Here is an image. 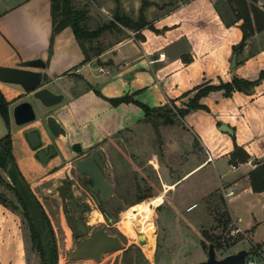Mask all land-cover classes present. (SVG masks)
I'll return each instance as SVG.
<instances>
[{"label": "crops", "instance_id": "0c3cea01", "mask_svg": "<svg viewBox=\"0 0 264 264\" xmlns=\"http://www.w3.org/2000/svg\"><path fill=\"white\" fill-rule=\"evenodd\" d=\"M90 1L74 0L77 5H87L86 22L90 29L111 20L117 6L121 13L137 20L142 3L147 4L143 11L147 25L138 31L121 27V31L103 32L98 38L101 52H91V60L85 62L70 27L52 36L50 0H0V65L14 67L20 61L39 58L45 63L46 86L64 94L59 104L43 112L53 115L65 132L63 137L55 138L41 119L23 125L13 123V107L28 98L19 86L0 82V91L9 102L15 164L45 212L41 198L55 196L63 179L60 185L57 180L61 173L68 175L71 161L96 148L110 154L113 146L123 145L121 140L126 133L175 124L147 116L134 102L114 106L96 91L106 98L131 95L149 108H185L197 86L229 82L233 76L254 80L264 68V30L248 39L249 49L246 43L242 51L235 53V66H231L233 46L242 37V20L235 19L226 0H97L99 5H91ZM258 7L264 11L262 4ZM227 20L233 23L226 25ZM97 66L109 72H99ZM200 103L206 108L186 113L188 123L184 125L201 155L196 159V152L188 159L186 148L180 150L177 143L175 150L182 152L173 154L176 161H158L154 155L148 158L157 189L132 204L161 196L162 202L156 206L159 207L171 193V207L177 209L183 204L181 210L189 212L198 206L196 201L184 203L174 193L203 167L211 164L216 172L223 170L224 165L225 171L242 167L237 177L220 184L221 188L236 189L241 176L248 180L251 169L264 162V78L249 92L233 91L224 96L222 90H215L202 97ZM33 130L41 139L38 149L47 150L52 145L56 151L46 164L37 159L38 149L31 148L26 139V133ZM6 132L3 121L0 137ZM235 145L249 157L232 168L230 154ZM79 177L88 179L86 175ZM18 221L16 212L0 203V264H21L23 240Z\"/></svg>", "mask_w": 264, "mask_h": 264}, {"label": "rangeland", "instance_id": "374dc122", "mask_svg": "<svg viewBox=\"0 0 264 264\" xmlns=\"http://www.w3.org/2000/svg\"><path fill=\"white\" fill-rule=\"evenodd\" d=\"M246 2L249 4L252 1L246 0ZM89 3L99 5L97 0H91ZM254 4L256 6L262 4L264 8V0H254ZM249 44L247 43V49ZM172 123L175 124L164 128L157 125L154 130L148 127L147 130L140 129L126 133L121 140L123 144L121 147L113 146L110 154L101 151L113 191L104 203L100 201L98 193L92 191L91 178L79 177L74 162L71 161L68 175L61 173L62 177L57 180V184L60 185L61 178L69 179L72 184L66 199L67 213L76 231L75 235L65 221L58 192L56 191L55 196L48 200L41 198L53 232L56 264H198L207 257V247L210 242L206 233L219 237L214 240L217 258L245 249L249 252L247 259H251L252 264H264V190L254 192L249 184V178L247 180L241 176L236 183L235 194L225 198L220 185L231 177H237L242 172V167L237 170L228 168V171H225L227 166L224 165L223 170L218 169L219 172H216L214 166L210 164L181 183L174 194L177 198L183 199L184 203L196 201L198 206L192 211L181 210L183 204H180L181 208L174 209L169 204V197L172 194L166 195L164 203L154 207L152 211V241L139 242L137 238L128 237L119 229L123 212L132 205V201L145 197L157 189L151 166L147 163L148 158L154 155L158 157V161L169 159L173 162L178 159L173 154L182 152L178 151L179 149L186 148L188 159L189 157L192 159L193 153L197 152V145L184 125L188 123L185 114L182 118L172 116ZM0 126H3L1 117ZM177 143L179 149L176 151L174 146ZM200 155L197 152L196 159ZM190 161L187 165L191 163ZM133 166L134 169L137 167L139 169L132 170ZM0 172L9 181L1 168ZM217 173L222 176L219 177ZM0 191L16 202L12 192L3 188H0ZM104 210L108 212L111 222L101 212ZM94 212L99 213L100 216H95ZM16 214L23 240L20 263L43 264L41 256L32 245L28 225L22 212L18 209ZM227 218L229 221L226 222ZM101 228L106 229L109 234L118 235L123 249L105 253L100 262L69 260V253L74 248L75 242ZM232 229H238L233 236L230 235ZM4 255L5 251L2 252L1 257Z\"/></svg>", "mask_w": 264, "mask_h": 264}, {"label": "water", "instance_id": "95a60500", "mask_svg": "<svg viewBox=\"0 0 264 264\" xmlns=\"http://www.w3.org/2000/svg\"><path fill=\"white\" fill-rule=\"evenodd\" d=\"M235 59L236 54L234 53L231 59V66H235ZM44 68L45 63L39 58L20 61L14 67L0 65V82L19 86L22 93L28 98V100L16 104L12 109V118L15 125H23L38 118L43 120V123L53 137L60 138L65 134L60 123L53 115H43V112L59 104L64 99V94L54 92L46 86L47 81L43 74ZM223 128L229 132L231 131L227 126H223ZM26 139L33 149H38L41 145V139L37 130L27 132ZM55 153L54 147L50 145L47 147V150L38 149L36 157L42 164H46ZM74 166L79 174L91 178L93 183L92 191L98 193L101 202H106L108 197L112 195V188L108 172L105 170L101 149L96 148L86 156L75 160ZM0 167L20 196L28 213L33 229L40 241L44 264H56L54 238L38 200L21 176L15 162L3 153H0ZM68 189L69 179L65 178L62 180V185L58 186L56 191L61 199L65 221L75 235L76 231L67 213L68 203L66 194ZM107 220L109 222L112 221L110 217H107ZM137 239L139 242H142L144 236L138 234ZM121 248L122 242L120 237L109 234L106 229L101 228L75 242L74 248L70 251L68 258L71 261L93 260L100 262L104 253ZM248 255L249 252L247 250L240 249L235 253L217 258L213 244L209 243L206 259L198 262V264H244Z\"/></svg>", "mask_w": 264, "mask_h": 264}, {"label": "trees", "instance_id": "16d2710c", "mask_svg": "<svg viewBox=\"0 0 264 264\" xmlns=\"http://www.w3.org/2000/svg\"><path fill=\"white\" fill-rule=\"evenodd\" d=\"M247 4L246 0H226L234 13L235 19H241L240 29L242 31L241 40L233 46V53L242 51L247 43L248 38L255 32L264 30V13L254 4V0H250ZM146 3H142L139 9L137 20L131 19L129 16L121 13L117 6L112 15V19L97 25L95 28L90 29L87 20V5H77L74 0H50V16H51V34L52 36L60 32L66 27H70L74 33L83 54V61H90L92 55H98L102 47L98 44L99 36L105 31H121V27L138 31L142 27L147 25L144 19L143 11L146 7ZM218 7L219 2H215ZM233 23V20L225 21L226 25ZM91 52L93 53L91 55ZM264 78V71H260L258 77L254 80H247L238 76H233L229 82H219L216 85L209 83L202 84L194 88V94L188 99L185 108H176L174 106L164 105L157 108H149L132 98L131 95H122L115 98H106L96 91V94L109 101L112 105L116 106L120 103L134 102L139 105L147 116H154L163 118L164 122L172 123V116L182 117L184 114L195 109H205L206 106L200 103V99L206 96L209 92L215 90H222L224 96H230L233 91L249 92L252 87L259 84ZM9 102L4 98L0 91V117L3 119L7 132L4 136L0 137V153H3L10 157L13 161V155L11 152V138L9 133ZM248 154L240 149L238 146H234V151L230 154V163L235 165L237 162H245L248 159ZM15 162V161H14ZM1 168V167H0ZM2 169V168H1ZM3 171V170H2ZM4 172V171H3ZM21 174V173H20ZM22 176V175H21ZM248 178L250 186L254 192H260L264 190V162L258 163L249 173ZM0 188L10 191L15 196V201L6 197V195L0 191V203L10 210L16 212L18 209L22 212L30 233L31 242L33 247L38 251L41 256V260L44 264L43 251L40 245V241L33 229L28 213L23 205V202L16 192L13 185L6 179V177L0 172ZM41 206V205H40ZM42 208V207H41ZM43 210V209H42ZM44 212V210H43ZM45 214V212H44ZM50 231L53 236L50 222L45 214ZM229 221L228 218L226 222ZM206 233V232H204ZM208 237V241L213 244L214 248L216 243L214 240L219 237H213L211 234H205ZM215 238V239H214Z\"/></svg>", "mask_w": 264, "mask_h": 264}, {"label": "bare ground", "instance_id": "6f19581e", "mask_svg": "<svg viewBox=\"0 0 264 264\" xmlns=\"http://www.w3.org/2000/svg\"><path fill=\"white\" fill-rule=\"evenodd\" d=\"M162 202L161 196H156L149 200H144L130 205L123 212V217L119 222V229L128 237L137 238L138 234L144 236L143 240L149 242L153 239V208ZM95 216H100L94 212ZM149 249V246L147 247Z\"/></svg>", "mask_w": 264, "mask_h": 264}, {"label": "built area", "instance_id": "2783aa9c", "mask_svg": "<svg viewBox=\"0 0 264 264\" xmlns=\"http://www.w3.org/2000/svg\"><path fill=\"white\" fill-rule=\"evenodd\" d=\"M97 70L99 72H103V73H108L109 70H107L106 68L102 67V66H97ZM235 166L232 165V168H234ZM222 193L224 195L225 198L227 197H231L234 195L235 193V188L233 186H223L222 187ZM238 229H232L230 230V235H235V233H237ZM246 264H252V260L251 259H247L246 258V261H245Z\"/></svg>", "mask_w": 264, "mask_h": 264}, {"label": "flooded vegetation", "instance_id": "af4514ba", "mask_svg": "<svg viewBox=\"0 0 264 264\" xmlns=\"http://www.w3.org/2000/svg\"><path fill=\"white\" fill-rule=\"evenodd\" d=\"M90 178V177H89ZM61 185H62V182H61ZM70 186H71V183L69 182V188H70ZM69 190V189H68ZM67 195V194H66ZM100 199V198H99ZM102 213H103V215L105 216V218H107V217H109L108 216V212L106 211V210H104V211H101ZM121 239V238H120ZM122 242V241H121ZM134 247V246H133ZM121 249H123V244H122V248ZM127 249V248H126ZM119 250V249H118ZM110 252V251H109ZM107 253V252H106ZM105 254V253H104Z\"/></svg>", "mask_w": 264, "mask_h": 264}]
</instances>
